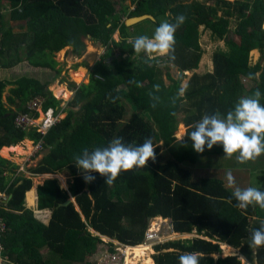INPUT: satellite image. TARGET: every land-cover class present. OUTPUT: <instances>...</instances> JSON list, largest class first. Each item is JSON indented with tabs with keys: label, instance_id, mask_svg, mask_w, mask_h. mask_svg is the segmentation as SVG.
Segmentation results:
<instances>
[{
	"label": "trees",
	"instance_id": "16d2710c",
	"mask_svg": "<svg viewBox=\"0 0 264 264\" xmlns=\"http://www.w3.org/2000/svg\"><path fill=\"white\" fill-rule=\"evenodd\" d=\"M5 6L10 8L9 20H26V30L13 29ZM141 14H151L155 20H142L150 22L147 28L138 27L142 21L126 24L128 17ZM180 14L186 20L175 32V60L165 58L180 73L176 79L167 74L172 85L165 87L160 71L148 65L144 53L134 52L133 40L129 42L128 36L136 30H149L147 35L152 36V30L162 21L175 23ZM263 21L264 0H139L132 12H127L125 6L119 10L115 0H0V63L4 67L27 61L33 67L61 74L57 52L71 46L73 54L81 55L87 40L106 46L100 59L95 58L91 65L82 63L89 69L88 83L69 81L74 97L64 109L67 114L44 136L37 127H17L15 118L29 112L27 104L36 96L43 99V110L52 107L60 113L61 99L37 75L15 81L0 79V148L27 137L35 143L43 140L39 150L49 151L36 167L30 168L32 173L68 169L74 179L68 190L61 188L57 178L38 187L39 210L52 211L50 223L44 225L25 205L32 177L22 176L8 186L5 172L14 163L0 157V190L10 196L0 205V256L7 257L9 264H95L92 258L101 240L88 232L87 225L102 236L135 247L142 243L149 220L160 216L170 219L174 232L190 234L196 230L203 239L172 240L154 246L155 264H178L181 253L194 251L204 254L200 264H242L239 256L248 264H264V247L254 249L249 240L250 229L259 228L264 220V210L258 206L238 209L234 198L229 203L233 188L228 189L217 177L197 176L194 170L203 159L225 155L219 144L209 153L206 148L197 153L187 137L203 115L217 111L226 115L240 97L251 95L257 88L264 93ZM200 25L224 39L228 51H215L213 72L193 73L186 91L178 96L182 71L197 68L201 57ZM118 30L122 38L117 41L114 34ZM253 49L260 53V59L251 67ZM137 56L139 60L133 59ZM129 80L137 83L130 84ZM243 80L252 84L247 87ZM8 84L15 85L7 97L13 109L3 101ZM154 85L160 86L159 92L154 91ZM150 93L159 100L153 101ZM179 112L184 114L187 130L176 140ZM38 115L34 111V118ZM115 137L132 145L151 137L158 146L155 162L149 160L146 168L122 171L112 185L104 184L105 177L98 173H92L95 181L86 184L73 165L74 155L85 148L91 151L107 146ZM161 146L165 154L160 152ZM253 180L264 191V165ZM34 197L35 192L30 191V202ZM70 197L87 224L74 203L61 206ZM219 243L237 250L239 256L214 259L212 256L220 252Z\"/></svg>",
	"mask_w": 264,
	"mask_h": 264
},
{
	"label": "clouds",
	"instance_id": "9594fccd",
	"mask_svg": "<svg viewBox=\"0 0 264 264\" xmlns=\"http://www.w3.org/2000/svg\"><path fill=\"white\" fill-rule=\"evenodd\" d=\"M185 20L186 16L180 14L175 17V23L162 21L155 28L151 37L148 35L137 36L132 41L134 52L137 54L144 53L146 56L158 53L160 56H166L169 61H174L175 32ZM128 83L137 82L129 80ZM137 86L140 85L137 84ZM186 89L187 85L181 87L178 96H182ZM159 90L160 86L154 85V91L159 92ZM150 97L153 101L159 100V97L152 93H150ZM57 98L59 99V97ZM261 99H264V93L257 88L251 95L240 97L234 108L229 110L226 115H221L219 111L210 115H203L200 121L193 126V130L187 133L188 139L192 142L193 150L202 153L205 146L210 150L214 145L219 144L222 145L224 155L227 158L237 154L236 159L241 164L260 157L264 154V104H261ZM174 102L175 98H173ZM151 106L155 107L156 104L153 103ZM52 109L56 115L60 114L56 113L54 108ZM156 147L158 146L153 144L151 137L145 138L144 142L139 145L125 144L123 138L115 137L108 142L107 146L96 147L91 151L87 148L83 149L80 154L74 155L73 165H75L86 184L95 181L96 177L92 173H98L100 176L105 177L104 184L112 185L122 171H129L133 168H146L149 160L155 162ZM21 170H24V168ZM60 179V186L63 189L66 187L65 178L62 175ZM225 179L228 187L234 189L229 198V203L234 198L237 202L235 206L238 209L246 210L249 206H258L261 210H264V191L252 186L245 188L238 186L231 169L226 171ZM79 213L82 220L87 224L84 215L81 211ZM163 220L168 222L169 219L163 218ZM163 224L168 226V223L163 222ZM87 230L91 235L96 234L97 237H102L90 225H87ZM174 233L180 235V233ZM249 240L250 247L254 249L264 247V220L260 221L259 228L250 229ZM112 244L116 246L114 242ZM146 244L150 243L146 242ZM236 256H239V254ZM204 258V254L198 251L185 252L178 256V264H200V261ZM241 259L243 257L240 256L239 260ZM153 264H155L154 261Z\"/></svg>",
	"mask_w": 264,
	"mask_h": 264
},
{
	"label": "crops",
	"instance_id": "0c3cea01",
	"mask_svg": "<svg viewBox=\"0 0 264 264\" xmlns=\"http://www.w3.org/2000/svg\"><path fill=\"white\" fill-rule=\"evenodd\" d=\"M115 1H117V8L119 10H121L123 8V6H125L127 12H132V11H134L136 9V6H137V3H138L139 0H135V1H132V0H115ZM154 20H155V18H154ZM129 26H131V25H129ZM147 26H148V24L146 25V28H147ZM233 26L234 25L232 23L231 27H233ZM138 27H142V26L139 24ZM198 31H199V39L198 40H199L200 47H201V41L200 40H201V38L203 36H206L209 40H211L213 43H215L217 45V47L210 53L204 52V50L201 47L202 53H201V57H200V60L198 62L197 68L192 69V70L182 71L183 77H182V80H181V83H180V89L184 85H187V81L189 80V78L191 77V75L193 73H196L198 75H203V74H206V73H212L213 72L212 54L215 51H217V50L228 51V46H227L225 40L216 37L211 32V30L209 28H206L204 25H200L199 28H198ZM149 33H150L149 30L146 31V32H140V31H137V30L133 31L132 33L129 34L128 41L131 42L137 36H139V35H147ZM149 37H151V36H149ZM114 38L117 41L122 38L121 37V33H120L119 30L116 31V33L114 34ZM90 41H92V40H90ZM90 41H88L90 43L89 45H88V42H87L86 50L81 55L73 54L71 52V50H72L71 46H67L66 47L67 49L64 48V51H63V49L61 50V51H63L62 56L61 57H56V59L58 61V68L61 69V74H56L55 71L51 70L50 68H36V67H33L28 62L25 63V67L21 71H18L19 63L17 65H15V66H12V67H4L2 65V63H0V79H4L5 81H15L20 75H24V76L37 75V76L40 77L39 80L42 81V82L48 83L49 84V88L51 89V87L63 85L61 79H63V77L67 76L66 74H68L69 78H71L70 81H73V82L77 83L78 85L81 84V83H88L89 82V76L85 77V74H86V71H87V67H86V65H84L82 63L86 62L85 58L88 55V53L90 52V51H88V46H91L90 48H95V49H96V47H98L97 46L98 44H96L93 41L94 44H95L94 45V44H92L93 42L91 43ZM100 47H102V46L99 45V48L97 50L100 51ZM101 53H99V54H101ZM99 54L95 55L96 59L98 58ZM165 58H166V56H160L158 53L144 57L145 60L149 61L148 65H152V66L155 65V67H157V69L160 71V76H161V78L163 80L164 86L165 87H169L170 85H172V82L167 78V74H169L172 78L176 79L178 77L180 71L178 70L177 66H175L172 63L167 62L165 60ZM258 58L260 59V53L257 50L253 49L250 52L249 65L252 67L256 63H258L259 62ZM133 59H138L139 60L138 56L137 57H133ZM81 68H84L85 72L82 75H80L79 80H76L75 78H76V76L79 73V70ZM242 79H245V78H242ZM243 81L245 82V80H243ZM245 83H246L245 85L247 87L250 86V84H252L248 80ZM64 86H65V84H64ZM11 87H14V85H12V84H8L7 85L6 91L4 92L3 101H4L5 106L7 108H12L13 109V108H15V106L10 104L8 102V100H7L8 95L11 94L9 92V89ZM65 87H67V86H65ZM51 90H53V89H51ZM72 93H74V91ZM183 103H184V100H183ZM183 118H184V114L179 112L177 114V120H178L177 127L179 125L181 127H182V125L184 126ZM186 130H187V128H186ZM176 131H177V129H176ZM183 135H185V134H183ZM11 145L3 146L2 148H0V157L10 161L11 163H14L12 168L9 171L5 172V176L9 180L8 186L11 185L13 180L19 179L22 176H24V177H32L31 189L28 190L26 192V194H25V205H26L27 208L31 209L34 212V217L39 222L43 223L44 225H48L50 223L51 218H52V211L49 210V209L39 210V207H38V199H39V197H38V187L40 185H43L46 180L53 179V178H57L59 183H60L61 182L60 177H62V175L65 178V183H68L70 185V183H72L73 180H74L73 179V175L71 174V172L68 169H65L64 171L58 172V173H36V174H33L32 170H30V168L31 167L32 168L36 167L37 164L42 160V158L45 155V153H47L49 150L48 149L38 150L37 149V145L34 142V140L30 139L28 137L25 138L24 140H21L19 143L11 144ZM16 146L17 147H21L22 151H19V150H17V151L16 150H11V151H8V152L5 151L6 148H15ZM211 151H212V149H210V150H208L206 152L209 153ZM25 154L29 155V157H25ZM22 168H24V170H21ZM20 183H21V181L19 182V184ZM63 189H65V188H63ZM30 191L35 192V197H34L33 202H30V200L28 199V193ZM9 198H10V196H8V193L6 192V190H2V191L0 190V205L2 203L8 202ZM70 199H71V203L75 204L76 210L78 212H80V210L78 208V205L75 202V199L73 197H70ZM153 220H160L161 223L153 222ZM163 222H164V220H163L162 217H160V216L153 217V218H151L149 220L147 228L151 227V229H154V226L157 225V226H160L162 232H164L166 230V226L163 224ZM147 228H146V230H147ZM146 230H145V233H146ZM145 233H144V239H143V241H142V243L140 245H146ZM191 233L195 234V237L203 239L202 236H198L196 234V230H192ZM184 235H186V234H184ZM93 236H97V235L93 234ZM100 240H101L100 243L97 245V252L99 254H98L97 258L94 259V263L95 264L97 263L98 259L104 253H106L108 251L114 252L116 250L117 247L112 244L113 242L116 245H125V246H127L128 248H131V249L137 247V246H135V247L129 246L127 244H124V243L120 242L117 239L112 240L111 237L104 236V235L100 238ZM140 245H138V246H140ZM147 245L150 248H152V250H153L152 254L150 252L151 259L153 260L152 257H153L154 254H156V252L154 251V246L155 245L154 246H153V244H147ZM221 245H222V248L225 246V244H220L219 243L220 252L217 253V255H221L222 254V251H221L222 248L220 249ZM126 264H127V262H126Z\"/></svg>",
	"mask_w": 264,
	"mask_h": 264
},
{
	"label": "rangeland",
	"instance_id": "374dc122",
	"mask_svg": "<svg viewBox=\"0 0 264 264\" xmlns=\"http://www.w3.org/2000/svg\"><path fill=\"white\" fill-rule=\"evenodd\" d=\"M4 12L7 13V21H9V23H11L14 26L13 29L16 32L26 30V24H25L26 20H17V21L9 20L10 8H7V6H5V8H4ZM147 24H150V22L149 21H142L140 23L141 26H145ZM232 29H233V27L231 28V30L229 32L230 34H232ZM152 31H154V30H152ZM88 41H90V40H87V42ZM200 41H201V47L204 50V52L210 53L217 47V45L215 43H213L211 40H209L206 36H203ZM90 42L92 43L93 41H90ZM89 44L90 43L88 42V45ZM92 44H94V42ZM97 46L98 47H96V49L95 48H90L91 46H88V51H90V52L86 56L85 61L89 62L90 65L93 63V61L95 59V55L102 52V47H100V51H99V50H97L99 48V45H97ZM63 51H64V49H63ZM63 51L57 52L56 53V57H61L62 54H63ZM26 62L27 61H21L19 63L18 71H21L25 67V63ZM84 65H86V64H84ZM84 72H85V69L81 68L79 70V73L77 74L78 77H80V75H82ZM86 73H87V75H89V70L88 69H87ZM66 75L67 76H64L63 79H61L63 85L51 87V89H53V91L55 93L54 94L55 97H59V99H61V101H62L61 102V106L63 107L62 108L63 110L60 112L62 114V117L66 116L67 113L64 111V109L67 107L68 102L71 101L73 99V97H74V93H72L73 91L71 90L72 91L71 92L70 89H68L69 81L71 80V78H69L68 74H66ZM22 76H24V75H20L18 78H20ZM75 79L79 80V78H75ZM2 80H4V79H2ZM64 84L67 87H65ZM10 89H9V92H10ZM5 91H6V89H5ZM74 109L77 110L78 107H75ZM183 134H186V126L182 125V127H181L179 125L177 127V131L174 134L175 139L176 140L181 139L182 137L185 136ZM205 148H206V151L209 150V149H207V147H205ZM160 152H162V153L164 152L163 154H165V149L162 146H161ZM25 157H29V155L25 154ZM263 165H264V154H262L260 157L256 158L255 160H251V161H248L247 163H243V164L239 163L237 161L236 157H231V158H227L226 156H220L219 158L206 157L205 159L202 160L201 166L194 170V173L197 176L217 177V178L221 179L224 182L225 186L228 189H231V188L228 187V185L226 183V179H225L226 171L231 169L232 173H233V175H234V177L236 179V184L238 186H240L242 188L249 187V186L256 187L253 178L255 177L256 171L260 170L263 167ZM64 182H65V180H64ZM59 184L61 185V182ZM65 184H66L65 189L68 190L69 189V184L68 183H65ZM231 190H233V189H231ZM69 200H71V199H69ZM153 222L161 223L160 220H153ZM162 234H163V242L162 243L170 241V240L182 241V240H193V239H195V237H194L195 234H193V233L186 234V235H184V234H180V235L179 234H171V235H169V232L167 231V228H166V230L164 232H162ZM112 240H114V239H112ZM116 246H118V245H116ZM222 249H221L222 254H221V256L219 258L227 257V256H225L223 254V250L224 249L223 250ZM150 250H151V248H150ZM235 251H236V255H238L237 250H235ZM97 255H98V253H96L94 258H92L93 263H94V259L97 257ZM236 255L234 254V255H230V256H236ZM215 256H217V254L213 255L214 259H217Z\"/></svg>",
	"mask_w": 264,
	"mask_h": 264
},
{
	"label": "built area",
	"instance_id": "2783aa9c",
	"mask_svg": "<svg viewBox=\"0 0 264 264\" xmlns=\"http://www.w3.org/2000/svg\"><path fill=\"white\" fill-rule=\"evenodd\" d=\"M263 28H264V21H263ZM106 50V46H102V53L98 55L97 59H100V56ZM88 69V68H87ZM89 70V69H88ZM87 73L85 77H88ZM43 99L39 96L34 97L31 99L28 104L27 108L29 110L28 113H19L15 118V124L17 127H23V129H29L31 126L37 127L42 136L46 135L51 127H53L56 123L60 122L62 119V114L59 115L55 114L52 108H49L47 111H43L42 108ZM34 111L39 112V115L34 118L33 113ZM43 140H40L36 145L37 149L39 150L42 147ZM168 226H166L167 230L169 231V235L175 234L170 221L166 222ZM145 241L149 242L150 244L158 245L163 242V235L160 226H154V229L151 227L147 228L145 233ZM130 249L125 245H118L114 252H106L104 253L97 261L96 264H126V257H127V250ZM3 250L0 247V255L2 254ZM242 264L246 262L241 259ZM0 264H9V259L7 257L3 258L0 256Z\"/></svg>",
	"mask_w": 264,
	"mask_h": 264
},
{
	"label": "bare ground",
	"instance_id": "6f19581e",
	"mask_svg": "<svg viewBox=\"0 0 264 264\" xmlns=\"http://www.w3.org/2000/svg\"><path fill=\"white\" fill-rule=\"evenodd\" d=\"M76 78H79L78 75L76 76ZM11 150L22 151L21 147H17V146L15 148H6L5 149L6 152L11 151ZM224 247H223V249H224L223 254L225 256H228V255L230 256V255H234V254L236 255V251L233 248L228 247L226 245ZM149 249H150V247L147 244L137 246L133 249H128L127 250V257H126L127 264H153V260L151 259V256H150L151 251Z\"/></svg>",
	"mask_w": 264,
	"mask_h": 264
},
{
	"label": "water",
	"instance_id": "95a60500",
	"mask_svg": "<svg viewBox=\"0 0 264 264\" xmlns=\"http://www.w3.org/2000/svg\"><path fill=\"white\" fill-rule=\"evenodd\" d=\"M145 19H151L154 20V17L150 14H141V15H136V16H132V17H128L126 19V24L127 25H134L137 24L138 22L145 20ZM71 203V200H67L64 204H61V206H68ZM221 255H217L215 256L216 258H219ZM213 257V256H212Z\"/></svg>",
	"mask_w": 264,
	"mask_h": 264
},
{
	"label": "flooded vegetation",
	"instance_id": "af4514ba",
	"mask_svg": "<svg viewBox=\"0 0 264 264\" xmlns=\"http://www.w3.org/2000/svg\"><path fill=\"white\" fill-rule=\"evenodd\" d=\"M19 143V142H18Z\"/></svg>",
	"mask_w": 264,
	"mask_h": 264
}]
</instances>
